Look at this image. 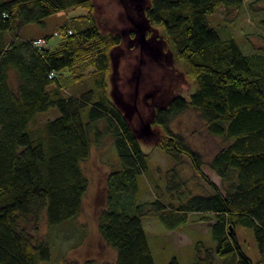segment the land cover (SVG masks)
Segmentation results:
<instances>
[{"label": "trees", "instance_id": "1", "mask_svg": "<svg viewBox=\"0 0 264 264\" xmlns=\"http://www.w3.org/2000/svg\"><path fill=\"white\" fill-rule=\"evenodd\" d=\"M114 1L133 11L128 0H105L111 11ZM243 3L152 0L144 8L143 19L164 28L175 56L187 64L196 83L190 98L178 95L156 109L152 123L164 133L156 146L178 159L187 156L214 190L179 198L172 205L177 212L166 213L168 205L160 201L133 200L149 157L106 91L110 53L123 43L124 33L101 31L94 14L99 4L92 0H0V264H41L51 258L49 242L35 239L33 231L43 218L58 226L82 212L90 187L83 163L91 155V131L98 142L104 134L111 136L120 162L108 175L106 206L98 215L99 234L116 254L103 264H156L143 225L151 213L160 214L171 228L184 223L188 213L210 220L217 244L199 250L193 264H264V51L244 53L233 37L222 36L209 22L219 8L240 9ZM75 7L89 12L78 16L74 27L61 26L65 32L54 49L48 47L49 37L47 46L39 48L33 42L40 37L17 34L25 25L43 26L47 17ZM128 31L135 37V30ZM8 33L15 34L11 41ZM87 72L96 91L68 95L64 89ZM189 108L212 135L227 142L209 161L223 189L203 172L202 154L170 126ZM54 109L58 116L35 125L41 113ZM103 127L107 132L100 134ZM238 226L252 228L259 261L254 263L241 248ZM166 264L181 263L173 258Z\"/></svg>", "mask_w": 264, "mask_h": 264}, {"label": "rangeland", "instance_id": "2", "mask_svg": "<svg viewBox=\"0 0 264 264\" xmlns=\"http://www.w3.org/2000/svg\"><path fill=\"white\" fill-rule=\"evenodd\" d=\"M92 2L99 4L94 14L102 32L124 33L123 43L115 46L110 53L106 91L125 114L149 157L147 169L139 176V186L133 200L137 203L160 201L168 205L166 213H176L172 205H178L179 198L211 194L214 190L197 174L187 156L182 155L178 159L156 146L164 133L161 127L152 122L157 108L166 106L178 95L190 98L196 90V83L187 72V64L175 56L164 28L138 18L139 8L136 10L132 7L133 11L129 13V10L126 12L114 1V10L111 11L107 0ZM151 2L142 0L140 9L151 6ZM142 9L140 12L144 11ZM88 12L85 7L63 10L47 17L43 26L28 24L17 34L26 39L49 37L48 47L54 49L65 32L61 26L66 23L74 27L77 17ZM133 22L140 30L139 34L135 33V37L127 35ZM209 22L222 36L233 37L244 53L264 51L263 0H244L240 9L221 7L209 16ZM55 32L59 35H54ZM7 37L11 41L15 34L8 33ZM141 73L139 83L138 74ZM154 76L158 79H154ZM91 89L96 91L97 85L87 72L85 77L73 81L64 91L77 96ZM59 114L57 109L41 113L35 125H41ZM170 126L202 154L203 172L223 189L222 181L209 167V161L227 142L222 137L212 135L206 122L193 108L172 119ZM106 132L103 127L100 134ZM89 135L93 147L90 158L83 163V169L89 178L90 187L84 197L82 212L75 219L58 226H49L44 218L39 221L38 231L32 230L33 235L37 240L46 239L52 252L51 258L41 264H103L115 259L114 249L99 234L98 215L100 209L106 206V181L110 172L119 167V157L111 136L104 134L98 142L95 131L89 132ZM143 225L156 264H166L173 258H177L181 264H193L199 250L204 253L207 248H214L217 244L210 229V220L203 219L197 213H188L187 220L177 228L169 227L156 213L144 216ZM236 233L243 251L254 263L259 261L260 254L252 228L238 226ZM219 261L216 264H220Z\"/></svg>", "mask_w": 264, "mask_h": 264}, {"label": "flooded vegetation", "instance_id": "3", "mask_svg": "<svg viewBox=\"0 0 264 264\" xmlns=\"http://www.w3.org/2000/svg\"><path fill=\"white\" fill-rule=\"evenodd\" d=\"M128 1L130 2V4H133L132 7H133L134 9L137 10V9L139 8V11H138V15H139V16H137V17L143 19V17H144V16H143V12H144V11H141V12H140V10L142 9V8L140 9V5H141L140 2H141L142 0H128ZM137 1H138V2H137ZM142 10H144V8H143ZM142 16H143V17H142ZM133 24L137 25L136 22H133ZM135 27H136V26H135ZM137 27H138V26H137Z\"/></svg>", "mask_w": 264, "mask_h": 264}, {"label": "built area", "instance_id": "4", "mask_svg": "<svg viewBox=\"0 0 264 264\" xmlns=\"http://www.w3.org/2000/svg\"><path fill=\"white\" fill-rule=\"evenodd\" d=\"M56 35L58 36L59 33L56 32ZM33 44H34L35 46L41 48V47H45V46H47V41H46V39H41V38H39V39L34 40ZM50 77H55V74H54V73H51Z\"/></svg>", "mask_w": 264, "mask_h": 264}, {"label": "bare ground", "instance_id": "5", "mask_svg": "<svg viewBox=\"0 0 264 264\" xmlns=\"http://www.w3.org/2000/svg\"><path fill=\"white\" fill-rule=\"evenodd\" d=\"M132 25H133V26H130V27H129V30H135V32L139 34V31H140V30H137V29H138V28H137V25H135V24H133V23H132ZM135 26H136V27H135ZM134 78H135V77H134V75H133L132 79H134ZM154 79L157 80L158 78H157L156 76H154Z\"/></svg>", "mask_w": 264, "mask_h": 264}]
</instances>
